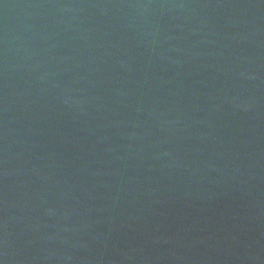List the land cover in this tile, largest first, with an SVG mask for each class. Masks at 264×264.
Listing matches in <instances>:
<instances>
[{
  "label": "water",
  "instance_id": "obj_1",
  "mask_svg": "<svg viewBox=\"0 0 264 264\" xmlns=\"http://www.w3.org/2000/svg\"><path fill=\"white\" fill-rule=\"evenodd\" d=\"M0 264H264V0H0Z\"/></svg>",
  "mask_w": 264,
  "mask_h": 264
}]
</instances>
